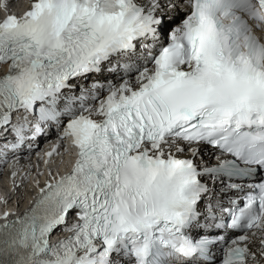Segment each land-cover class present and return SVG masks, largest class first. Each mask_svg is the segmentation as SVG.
<instances>
[{
  "label": "snow or ice",
  "instance_id": "obj_1",
  "mask_svg": "<svg viewBox=\"0 0 264 264\" xmlns=\"http://www.w3.org/2000/svg\"><path fill=\"white\" fill-rule=\"evenodd\" d=\"M257 31L264 0H34L0 21V159L52 135L49 160L76 157L5 214L0 264H264Z\"/></svg>",
  "mask_w": 264,
  "mask_h": 264
},
{
  "label": "bare ground",
  "instance_id": "obj_2",
  "mask_svg": "<svg viewBox=\"0 0 264 264\" xmlns=\"http://www.w3.org/2000/svg\"><path fill=\"white\" fill-rule=\"evenodd\" d=\"M1 69L2 67H0V70ZM30 164L31 162H29V165ZM13 182L14 179L12 177L10 178L7 174H4L3 178L0 177V213H3L4 211H7L6 213H10L11 211H14V207H10L11 205H13L12 201H8L7 204L2 207L3 202H6V199L11 197L12 199L16 198V200H19L18 196L20 195L21 197H23L24 192L27 191L26 186H18L16 188L13 185H11V183ZM11 190H15V191L11 192ZM14 192H16V194Z\"/></svg>",
  "mask_w": 264,
  "mask_h": 264
},
{
  "label": "rangeland",
  "instance_id": "obj_3",
  "mask_svg": "<svg viewBox=\"0 0 264 264\" xmlns=\"http://www.w3.org/2000/svg\"><path fill=\"white\" fill-rule=\"evenodd\" d=\"M12 202H14V201H12ZM12 202H11V203H12Z\"/></svg>",
  "mask_w": 264,
  "mask_h": 264
}]
</instances>
